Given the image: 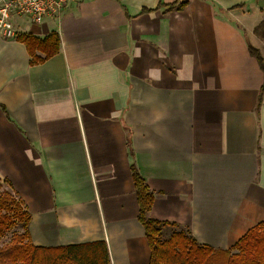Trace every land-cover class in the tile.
Wrapping results in <instances>:
<instances>
[{"label":"crops","instance_id":"crops-1","mask_svg":"<svg viewBox=\"0 0 264 264\" xmlns=\"http://www.w3.org/2000/svg\"><path fill=\"white\" fill-rule=\"evenodd\" d=\"M176 1L75 0L0 35V182L29 214L32 245L104 241L109 264H149L132 166L153 194L147 216L201 246L230 250L264 222L263 72L248 51L264 61V9L164 10ZM51 32L58 52L30 65L17 37Z\"/></svg>","mask_w":264,"mask_h":264},{"label":"trees","instance_id":"trees-1","mask_svg":"<svg viewBox=\"0 0 264 264\" xmlns=\"http://www.w3.org/2000/svg\"><path fill=\"white\" fill-rule=\"evenodd\" d=\"M186 0H177L164 6L165 11L184 9ZM150 10L143 9L141 13ZM254 35L264 41V18L253 30ZM17 40L25 45L30 57V65L43 63L59 50V37L51 32L43 39L31 34H22ZM248 51L263 72L258 103L264 94V61L258 49L248 44ZM132 179L138 205L137 220L143 228L150 249L149 264H206L218 255L223 264H264V222L250 229L230 250L214 251L201 246L186 228L176 224L160 222L147 216L153 201L152 192L145 186L143 179L132 166ZM0 237L10 228L19 225L22 233H15L8 245L0 247V264H109L107 246L104 241L71 244L56 247H39L30 243L28 224L30 216L24 209L12 187L5 180L0 182ZM165 227L177 228L163 240ZM235 251V253H231Z\"/></svg>","mask_w":264,"mask_h":264},{"label":"built area","instance_id":"built-area-1","mask_svg":"<svg viewBox=\"0 0 264 264\" xmlns=\"http://www.w3.org/2000/svg\"><path fill=\"white\" fill-rule=\"evenodd\" d=\"M72 1L75 0H0V35L5 39L17 36L13 17L40 24L45 18L58 16Z\"/></svg>","mask_w":264,"mask_h":264},{"label":"rangeland","instance_id":"rangeland-1","mask_svg":"<svg viewBox=\"0 0 264 264\" xmlns=\"http://www.w3.org/2000/svg\"><path fill=\"white\" fill-rule=\"evenodd\" d=\"M262 52L264 53V51H262ZM4 188L6 189L7 187L5 185L3 187H1L0 192ZM164 230L162 231V237H161V239H163V240L167 239L172 232L179 231L177 228H170V229H167L165 231ZM22 231L23 230L20 228L19 225H16L15 227L10 228L2 237H0V247L8 245L11 242L12 236L15 233H22ZM233 253H235V251ZM206 264H223V260L221 257L216 255L213 258H211Z\"/></svg>","mask_w":264,"mask_h":264},{"label":"water","instance_id":"water-1","mask_svg":"<svg viewBox=\"0 0 264 264\" xmlns=\"http://www.w3.org/2000/svg\"><path fill=\"white\" fill-rule=\"evenodd\" d=\"M257 6L261 9H264V0H258Z\"/></svg>","mask_w":264,"mask_h":264}]
</instances>
